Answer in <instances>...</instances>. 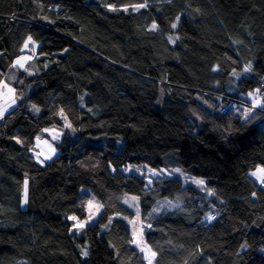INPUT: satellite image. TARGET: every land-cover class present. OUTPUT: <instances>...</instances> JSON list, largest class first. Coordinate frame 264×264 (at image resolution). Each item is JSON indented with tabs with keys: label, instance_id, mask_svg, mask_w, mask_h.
Here are the masks:
<instances>
[{
	"label": "trees",
	"instance_id": "trees-1",
	"mask_svg": "<svg viewBox=\"0 0 264 264\" xmlns=\"http://www.w3.org/2000/svg\"><path fill=\"white\" fill-rule=\"evenodd\" d=\"M29 37L31 77L15 65ZM5 82L19 104L0 124V264H147L126 195L139 198L155 264H264V183L250 176L264 168V0H0ZM216 95L260 110L222 114ZM63 116L77 139L63 133L39 165L35 141ZM142 165L206 185L161 177L147 189L123 172ZM83 189L102 211L76 232ZM166 199L180 205L153 214Z\"/></svg>",
	"mask_w": 264,
	"mask_h": 264
},
{
	"label": "rangeland",
	"instance_id": "rangeland-1",
	"mask_svg": "<svg viewBox=\"0 0 264 264\" xmlns=\"http://www.w3.org/2000/svg\"><path fill=\"white\" fill-rule=\"evenodd\" d=\"M25 45H27V47H25ZM24 45V50H25V54H23L22 56H20L16 61H15V65L16 67H19L21 69L26 68L27 70H24L27 72V76H32L34 74H36L34 72V70H36V68L33 69H29V65L30 63H32V51L34 50V52L36 54H38V51L40 49V44L34 42V40H27V42ZM33 49V50H32ZM17 61H19L20 63L18 64ZM23 65V67H21L20 65ZM13 79V75H10L8 77V81H11ZM5 85H8V83L3 84L0 87V90L3 89V87H5ZM11 87V86H10ZM10 87H8V89H10ZM5 89V88H4ZM4 89L2 90L1 93V98H0V111L3 112V115L11 112L13 109H15L18 106V100L15 98V94L13 95H9L10 97L7 98L5 103H2V97H4L5 92ZM165 100V94L163 92H161L160 94V98L158 99L157 103H156V108H161L163 106ZM13 101L15 103H13ZM257 102L258 99H257ZM254 105L256 106V103H254ZM28 110L34 114V115H40L41 110L40 108H38L37 106H35L34 104L28 102L27 104ZM37 107V108H36ZM4 119V118H3ZM3 119L0 120V124L3 122ZM64 119V126L62 128L59 127H51L49 129H46L44 131V133L37 137L36 141H35V147L32 151V154L34 156L35 161L39 164V165H46L47 163H49L50 161H52L58 154H59V149L57 148V143L60 141L63 133L65 132H69L71 134V136L75 139H77V132L75 131L74 127L70 124V122L68 121V119L63 116ZM124 145V141L123 140H119L117 143V151L120 152L123 148ZM260 169H264L262 167H258L255 170L250 172V176L259 184H263L264 182H262L261 177H264V173L259 172L258 170ZM123 172L126 174H130V173H136L139 176H141L142 178H144L145 182H146V188L150 189L153 187V182L156 178H161V177H165V178H171V177H176L182 180L183 184L185 186L187 185H194L197 187H204L206 185V180L203 178H199L196 176L191 175L188 171L183 170L181 167H173V168H161V169H153L147 166H128L127 168L123 169ZM252 173H257V175H252ZM25 181H27V189L25 188V183L23 185V189H22V208L26 209L27 205H28V179L25 178ZM197 181H203V184H199L197 183ZM264 188V185H262ZM27 191V196L25 197V192ZM83 192L89 194V202L86 208L87 211V217L84 220H79L77 219H72L74 221V228L73 231L79 232L82 229H84L86 226L94 224L101 211H102V205L100 200L94 195L92 194L89 190L87 189H83ZM25 198L27 199V202H25ZM123 203L125 204V206H127L129 209H131L134 213H135V218L132 221H129V226L132 232V236H133V241L135 246L144 254L145 260L147 264H155V259L156 256L153 255V252L150 250L149 246L147 245L145 238H144V231L147 229V227L143 224L142 219H141V211H140V201L139 198L132 196V195H126ZM180 205L179 202L177 201H173V200H161L159 202H157L155 204V206L152 209V213L153 214H161L163 212L166 211H172L178 208V206ZM207 220L212 221L209 219V215H207L206 217ZM213 222V221H212ZM78 223H82L84 226L83 228H78L76 227V225ZM86 256V255H85ZM8 264H30L27 260L25 259H16L13 258L11 259V261Z\"/></svg>",
	"mask_w": 264,
	"mask_h": 264
},
{
	"label": "built area",
	"instance_id": "built-area-1",
	"mask_svg": "<svg viewBox=\"0 0 264 264\" xmlns=\"http://www.w3.org/2000/svg\"><path fill=\"white\" fill-rule=\"evenodd\" d=\"M220 102V106H219V110L222 114H226L228 113L229 111L231 110H235V109H240V110H251V109H258L260 110V108L258 106H255V105H252V106H243V105H240L237 101H234V100H230L228 103H224L222 102L221 100L219 101ZM212 218H216V215L213 214V217Z\"/></svg>",
	"mask_w": 264,
	"mask_h": 264
},
{
	"label": "bare ground",
	"instance_id": "bare-ground-1",
	"mask_svg": "<svg viewBox=\"0 0 264 264\" xmlns=\"http://www.w3.org/2000/svg\"><path fill=\"white\" fill-rule=\"evenodd\" d=\"M217 96V99H218V101H222V102H224V103H228L230 100H234V99H231V98H229V97H226V96H223V95H216ZM215 96V97H216ZM235 101V100H234ZM252 106V105H251ZM247 107V106H246ZM255 111H259L258 109H251V110H249V111H247L246 109L245 110H240V109H235V110H231V111H229L228 113H226L225 115H227V114H231V113H236V112H241V113H244V114H250V113H252V112H255ZM145 238V237H144ZM133 244H134V241H133ZM148 245V244H147ZM134 246H135V244H134ZM136 247V246H135ZM137 248V247H136ZM150 248V247H149ZM138 249V248H137ZM139 250V249H138ZM151 250V249H150ZM152 251V250H151ZM139 252H141L140 250H139ZM153 252V251H152ZM154 253V252H153ZM141 254H143V252H141ZM143 256H144V254H143ZM156 256V255H155ZM145 258V257H144Z\"/></svg>",
	"mask_w": 264,
	"mask_h": 264
},
{
	"label": "snow or ice",
	"instance_id": "snow-or-ice-1",
	"mask_svg": "<svg viewBox=\"0 0 264 264\" xmlns=\"http://www.w3.org/2000/svg\"><path fill=\"white\" fill-rule=\"evenodd\" d=\"M144 5H140V7H143ZM153 27L155 28L156 26L155 25H153ZM173 27H176V25L174 24L173 25ZM29 40H31V37H29ZM25 47H27V45H25ZM17 63L19 64L20 62L19 61H17ZM21 67H23V65L21 64L20 65ZM247 70H249V69H246V71ZM2 116H3V112L2 111H0V118H2ZM259 172H261V173H264V169H260V170H258ZM252 175H257V173H252ZM261 179H262V182H264V177H261ZM197 183H199V184H203L204 182L203 181H197ZM25 188L27 189V181H25ZM27 196V191L25 192V197ZM25 202H27V199L25 198ZM72 219H76L75 217H73ZM83 224L82 223H78L77 225H76V227H78V228H83ZM84 255H87V253L85 252L84 253ZM153 255H155V253H153ZM150 264H151V262H150Z\"/></svg>",
	"mask_w": 264,
	"mask_h": 264
},
{
	"label": "crops",
	"instance_id": "crops-1",
	"mask_svg": "<svg viewBox=\"0 0 264 264\" xmlns=\"http://www.w3.org/2000/svg\"><path fill=\"white\" fill-rule=\"evenodd\" d=\"M32 50H33V49H32ZM33 52H34V50H33ZM5 83H8V85H5V87H3V89L5 88V89H4L5 95H4V97H2V101H1L2 103H5V102H6L7 98L10 97L9 95H13V94H15V90H14L12 84H10L9 82H5ZM5 83H3V84H5ZM3 84H2V85H3ZM2 85H1V86H2ZM1 86H0V87H1ZM10 86H11V87H10ZM8 87H10V89H8ZM3 89H2V90H3ZM2 90H0V98H1ZM14 96H15V95H14ZM15 98H16V97H15ZM254 102L258 103L256 100H255ZM13 103H15V102L13 101ZM5 115H6V114H5ZM5 115H3L2 118H0V120L3 119Z\"/></svg>",
	"mask_w": 264,
	"mask_h": 264
}]
</instances>
